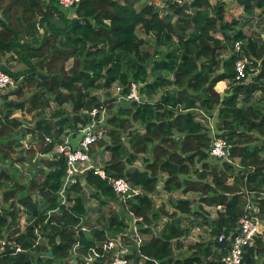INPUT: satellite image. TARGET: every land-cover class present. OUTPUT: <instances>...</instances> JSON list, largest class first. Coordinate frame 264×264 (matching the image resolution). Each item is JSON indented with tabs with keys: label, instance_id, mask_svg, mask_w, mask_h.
<instances>
[{
	"label": "trees",
	"instance_id": "trees-1",
	"mask_svg": "<svg viewBox=\"0 0 264 264\" xmlns=\"http://www.w3.org/2000/svg\"><path fill=\"white\" fill-rule=\"evenodd\" d=\"M237 1L246 14L264 13V0ZM163 2L168 10L160 9L157 0H81L70 16L59 0H0V57L12 53L24 65L18 71L4 67L21 80L17 88L0 93V159L17 163L52 153L32 171L28 187L15 183L3 193L12 202L8 213L0 215V227L9 230L0 264H70L72 257L84 264L96 248L95 239H106V230L117 233L128 228L127 217L113 212L103 218L106 227L76 233L73 228L83 226L88 214L80 182L71 188V208L59 201L67 161L55 148L71 133L73 138L98 121L103 110L111 117L91 154L98 147L110 151L104 166L108 177L103 179L91 169L85 180L100 201V210L110 200L120 199L112 179L122 177L141 189L123 203L128 206L126 214L138 218L139 231L151 234L135 261L145 257L144 264H226L222 261L226 243L215 239L189 245V255L176 256L175 250L182 248L180 240L191 232L184 219L211 226V236L228 234L245 215L248 192L256 191L255 200L264 192V41L237 30L239 20L227 19L222 2ZM148 36L156 38L154 52L144 49ZM238 40L244 41L246 54L262 60L260 66L257 61L248 66V79H237V53L222 56L226 43L234 50ZM222 80L229 81L227 92H232L224 98L216 89ZM132 82L142 84L146 99L119 101L115 86L122 87L125 95ZM258 92L262 104L252 102ZM94 108L99 110L96 117L90 113ZM197 109L211 116L217 113V137L228 140L230 157L238 163L210 156L213 137L197 118ZM20 111L36 117L28 129L14 117ZM27 133L33 137L29 147L18 151ZM139 158L144 168L130 169ZM163 173L168 177L162 190L197 192L198 199L172 198V212L162 206L157 209L153 195L160 190ZM10 180L8 171L0 168V188ZM195 202L200 203L198 208ZM205 206L222 209L213 220ZM260 207L264 214V198ZM50 210L54 213L46 224ZM162 218L164 224L156 232L154 226ZM36 229L44 232L40 244ZM75 245L79 246L74 253ZM255 247L247 249L243 264H258V257L264 255V236ZM97 249L101 253L97 260H107V252Z\"/></svg>",
	"mask_w": 264,
	"mask_h": 264
},
{
	"label": "built area",
	"instance_id": "built-area-1",
	"mask_svg": "<svg viewBox=\"0 0 264 264\" xmlns=\"http://www.w3.org/2000/svg\"><path fill=\"white\" fill-rule=\"evenodd\" d=\"M178 4L184 5L186 3H191L194 0H175ZM81 0H59V3L62 7L65 8H74L77 6ZM159 6V5H158ZM242 40L235 41L234 43V52L239 55L238 59L235 62V71L237 73V79H248L250 77V72H248V66L253 64L254 61L258 62V65H261L262 60H256L252 55H248L243 50ZM255 68H250V71H254ZM21 80V79H20ZM20 80L15 79L4 69V64L0 63V93H3L7 90H13L18 87ZM142 84L132 82L130 92L128 94L122 95V87L116 85L115 93L120 94L119 101L124 100V102H142L146 99V96L141 93L140 87ZM196 112L199 114L198 119L205 124L210 131V134L213 137L212 145L210 148V156L216 159L225 160L228 162L238 163L237 160H233L230 157V148L226 138L217 137L218 129L215 123L216 116H211L208 112L203 109H197ZM93 117H96L99 113L97 108L92 109L90 112ZM105 110L102 111L101 117L98 121L93 120L86 127L81 128V131L87 129L85 135L80 139L79 146L74 148L71 145L72 133L68 135L62 144L56 146L55 151L61 155L63 154L66 157V174L64 176L63 184L59 189V201L62 205H65L66 208H71L73 206V201L71 200L69 194H71V188L77 183H81L82 186L87 183L85 180L86 172L91 169L95 170V173L100 175L103 179L108 177L105 172L104 166L101 164H94L93 158L91 155L92 146L98 142V140L103 137L106 133L105 126H101L99 129L98 125L101 120L105 118ZM48 141H51L50 137H47ZM29 141H22V147L20 149H27L29 147ZM52 157L51 154H37L35 158L31 161L27 159L24 162H17L15 166L17 168L26 169L25 166H33V170L37 168V164L48 157ZM32 170V171H33ZM113 188L115 192L119 195V200H116L122 209H128L123 206V203L128 199L134 197L133 194L137 192L133 190L132 185L127 182L122 177H117L112 179ZM85 187V186H84ZM139 193V192H138ZM256 191L248 192V202L245 207V215L241 217L236 226L230 230L228 234L222 232L219 235L214 237L218 242L226 243V253L222 257V261L226 264H243L244 263V254L250 247L256 246V241L258 238H263L264 236V214L260 207V200L264 198V192H262L258 199L255 200ZM135 194V195H136ZM112 204H115L114 200L109 201ZM220 208H222L220 206ZM53 211H48V216L45 220V223H48L49 218L53 214ZM133 222L131 224V229L126 232H121L118 234H106L107 237L104 240L95 239L96 248L94 249L93 254L90 257L85 258L84 264H144L145 257L141 258V261L137 263L135 261L136 255L139 253V249L143 246V236L140 233V229L137 228L136 223L138 218L134 215ZM97 226L91 227L86 226H75L73 229L76 233L80 229L89 231L90 233L94 232L92 229H97ZM107 231V230H106ZM105 231V232H106ZM35 234L37 236L36 244H40L44 241V232L42 229H36ZM134 241V244L131 245L130 241ZM9 243V231L5 227H0V253H2L6 246ZM79 245H75L73 252ZM97 248L104 249L108 258L104 262L98 261V257L101 255ZM20 250V248H18ZM70 264H79L76 257H72Z\"/></svg>",
	"mask_w": 264,
	"mask_h": 264
},
{
	"label": "rangeland",
	"instance_id": "rangeland-1",
	"mask_svg": "<svg viewBox=\"0 0 264 264\" xmlns=\"http://www.w3.org/2000/svg\"><path fill=\"white\" fill-rule=\"evenodd\" d=\"M149 0H143V2H148ZM164 0H157V5H159V8L160 9H164L165 7V10L167 9L168 10V4L166 2H163ZM219 1H217L218 3ZM235 3L238 5L239 2L236 0ZM64 11L68 12V15L72 16L73 14V10L74 8H63ZM229 15L231 17V19L235 18V14L234 12L231 10H229ZM40 32L42 33V30H40ZM139 34L141 35V37H145V35L142 33V32H139ZM148 42L147 44L144 46V49H147L151 52H154L155 51V48H156V38L153 37V36H148ZM14 57H16V55L12 54V53H8L6 55H4V57H0V63H3L4 64V67L5 68H9V69H12L13 71H18V70H21L22 68H24V65L19 63L18 60H14ZM10 90L8 91H5L3 92L4 93H7L9 92ZM99 94L101 95V97L104 99L106 98L105 96V91H100ZM12 98L16 99V96H11ZM160 97V94L158 93L154 99H158ZM263 98V95L261 94V92H258L255 97L252 99V102H255V103H261L262 104V101L261 99ZM123 104V103H121ZM56 105L53 104V107H55ZM117 107H115L114 109V112L117 111ZM47 112L49 113L50 112V109L47 110ZM14 117L20 122L22 123L21 125V128L23 129H28L29 126H32L35 122V119L36 117L34 116V114L32 113H26V112H17L15 113ZM111 117V114H108V113H105V118L103 120L100 121L99 125H98V128L101 129L100 127L101 126H107L108 123V119ZM215 123H216V120H215ZM125 137L128 138V134L125 133ZM33 137L31 135H29V133H27V135L23 138L25 141H28L30 139H32ZM18 151L21 150L19 147L16 148ZM92 157H93V162L95 161H98L100 163H102L104 166H105V161L106 159L109 157L110 155V151L106 150L105 147H98V149L95 151V152H92ZM147 156H150V154H148ZM142 159V158H139V160ZM210 161H217V160H214L213 158H210L209 159ZM139 162V161H138ZM136 163V165H138L140 168H144V165L142 164H139V163ZM197 167L200 169V165L197 164ZM0 168L1 169H6L8 171V174L11 175V180L9 182H6L5 183V186L0 188V215L1 214H4V212L8 213V211L11 209V202L12 200H9V201H6L4 199V196H3V193L5 190H7L8 188H10L13 184L15 183H20V184H24L26 185V187H28L29 183H30V180L32 179V176H34V172H31L34 168L33 166H25L26 169H21V168H17L15 166V163L12 161V160H4V159H0ZM37 170V168L35 169ZM197 175L198 174H194L193 176L197 178ZM85 186V187H84ZM83 188H84V194H85V200H86V205L88 207V214L87 216L85 217L84 219V224L86 226H91V227H94V226H97V227H106L104 226V222L105 220L103 219L104 216L106 217L105 219L108 218V216L111 214V213H118L120 214L122 217H123V209L121 208V206L118 204L117 201H114L115 204H112L110 202H107L108 205H105L102 207V209L100 210V201L95 197L93 196V190L90 186L87 185V183H85L83 185ZM162 187H160L159 189H161ZM163 192L164 196L162 195V197L160 199H155V203H156V208L158 209L159 207H164L167 211H171L174 210V207L172 206L170 200L172 198H179L180 196H182V194L180 192H176V193H169V192ZM73 194V192H72ZM22 195V193L18 194V197L17 199ZM74 195V194H73ZM194 198L198 197V194L197 193H193L191 194ZM33 197L35 198V200H37L39 197L37 194H34ZM73 197V196H72ZM112 206V207H110ZM200 206V203L199 202H195L194 203V207L195 208H198ZM208 209H210V207H207ZM22 209V208H21ZM215 209V208H214ZM218 210V209H217ZM208 211V210H207ZM209 215L212 217L213 215L215 216L217 214V211L216 209L215 210H210L208 211ZM127 217V216H126ZM100 219H102V221L100 222ZM164 218H162L161 222H159L158 225L154 226V229H156L155 231L158 232L160 231V229L162 228V225L164 224V221H163ZM26 220V215L24 214L23 217L20 218V225L21 227L24 229L26 223H25ZM188 221L185 219V221L183 220V224H187ZM202 227H200L199 229H197V227H195V230H194V234H193V237L194 239H197L198 236H200L203 240H206V241H209V239H212L213 240V237L211 236V226L210 228L208 226H204L201 225ZM6 230H7V227H5ZM94 229H92L93 231ZM9 231V230H8ZM106 234L110 235V234H113L111 231L107 230L106 231ZM144 238H149L151 236L150 235H143L141 234ZM131 242V245L134 244V241H130ZM256 248V247H255ZM179 250V249H178ZM184 252L187 253V255H189V252L184 250ZM175 253H178V251L175 250ZM258 264H264V256L262 257H258Z\"/></svg>",
	"mask_w": 264,
	"mask_h": 264
},
{
	"label": "crops",
	"instance_id": "crops-1",
	"mask_svg": "<svg viewBox=\"0 0 264 264\" xmlns=\"http://www.w3.org/2000/svg\"><path fill=\"white\" fill-rule=\"evenodd\" d=\"M217 1L219 2H222L225 6V9H226V17L227 19H231L230 15H229V10L233 11L234 14H235V19L239 20V24L237 25L236 29L237 30H242L244 32V34L246 35L247 38H253L254 40H263L264 41V13L260 12L259 10H256V12L254 14H246L244 11H243V7L241 5H237L235 3L236 0H211V3L214 5L217 3ZM166 8V7H165ZM216 36L221 39L223 41V43L225 44V40L223 39V36L220 32H217L216 33ZM244 43V41H243ZM227 46L224 48L223 50V54L222 56L224 58H228L229 56H231L233 53H234V50L232 49V44H228L226 43ZM245 45V43L243 44ZM229 87V81L228 80H222V81H219L216 85V89L217 91H219L220 93H224V92H227V89ZM210 114V113H209ZM215 116H217V113H213ZM217 121V120H216ZM111 155V154H110ZM106 159L105 163H107V161L110 159V156ZM93 158V157H92ZM139 161V162H138ZM139 163V164H142L143 165V161L142 159H138L135 164L130 168V169H135L138 168L139 166L136 165V163ZM94 164H101L103 165L102 163L98 162V161H94ZM106 165V164H105ZM104 166V165H103ZM140 168V167H139ZM32 172V171H31ZM194 175V173L192 174V176ZM196 175V174H195ZM168 177V174L167 173H163L162 176H161V181H160V184L159 186L161 187V185L163 184L164 180L167 179ZM193 178H196L193 176ZM134 191H136L137 193L138 192H141V189L140 188H136V187H132ZM163 192H165L164 190H162V188L156 192L154 195H153V199L155 201V199H160L162 197V195L164 196ZM176 192H180L182 194V196H180L179 198H188L190 200H193V196L191 194L193 193H197V192H188V193H183L181 190L179 191H176ZM176 192H173V193H176ZM167 193V192H166ZM136 193L133 194V196H135ZM198 194V193H197ZM194 199H198V197L194 198ZM156 204V203H155ZM207 207H210V209H208ZM217 211V214L214 216H209L211 219H216L218 217V211L219 209H222L218 206H205V209L206 211H210V210H215ZM218 209V210H217ZM123 217L124 216H127V220H128V228L123 231V232H126L127 230L131 229V224H132V220H133V217L130 216V215H133L131 213H127L126 214V211L125 209H123ZM207 211V212H208ZM209 214V213H208ZM165 220V218L163 219V221ZM188 221L187 224H183V225H186V226H189L191 228V232L187 235V236H183L182 239L180 240V242L183 243L182 245V248H178L176 249V251H178V253H175L176 256L178 255H187L186 252H184V250L188 251L189 252V248L188 246L189 245H193L194 243L196 242H206V240H203L200 236H198L197 239H194L193 237V234H194V230H195V227H197V229H199L200 227H202L201 225L199 224H195V223H192L189 219H186ZM185 221V219H184ZM161 222V221H160ZM136 226L138 229H140V226L138 225V223H136ZM204 226H208L210 228L209 225L207 224H204ZM156 230V229H155ZM141 231V230H140ZM211 231V229H210ZM113 234H118V233H121V232H112ZM141 233V232H140ZM142 234V233H141ZM213 239L215 236H212ZM144 238V237H143ZM149 238H145L143 239V244L145 243V241H148ZM211 240V239H209ZM176 242L177 241H174V246L176 247ZM190 254V252H189ZM264 256V255H262ZM260 256V257H262Z\"/></svg>",
	"mask_w": 264,
	"mask_h": 264
},
{
	"label": "water",
	"instance_id": "water-1",
	"mask_svg": "<svg viewBox=\"0 0 264 264\" xmlns=\"http://www.w3.org/2000/svg\"><path fill=\"white\" fill-rule=\"evenodd\" d=\"M230 94H232V92H224V93H221V96H222V98H224L225 96H229ZM86 132H87V129L84 130V131L79 132L78 135H76L75 137H73L71 139V145L74 148H77L79 146V141L85 135Z\"/></svg>",
	"mask_w": 264,
	"mask_h": 264
}]
</instances>
